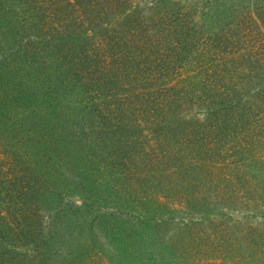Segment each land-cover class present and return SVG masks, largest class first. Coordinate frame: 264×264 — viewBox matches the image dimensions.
Masks as SVG:
<instances>
[{"label": "rangeland", "instance_id": "rangeland-1", "mask_svg": "<svg viewBox=\"0 0 264 264\" xmlns=\"http://www.w3.org/2000/svg\"><path fill=\"white\" fill-rule=\"evenodd\" d=\"M40 2L43 4L42 0H0V104L9 103L0 114L1 169L7 166L3 164L13 158L16 149H26L22 148L24 136L29 137L33 130V137L39 138L41 132L37 130L46 126L36 127L32 122L39 114L33 113V106L21 105L26 101L18 102L30 96L29 87L38 89L45 82L41 85L39 75L20 77L1 69L8 61L3 58L6 53L12 59L20 51L19 42L37 45L41 24L34 13ZM181 2L188 9L194 8L200 24L207 20L211 24L207 29L216 32L214 36L211 32L209 36L201 35L196 41L199 50L188 59L186 67L179 69V85L185 88L187 100L179 111L164 116L170 126L154 135L140 134L136 146L127 142L129 152L123 158L126 161L115 168L118 178L122 174V181L112 176L110 164L121 151L113 148L111 155L103 153L110 150L105 140L100 141L98 150L88 147L79 156L73 153V148L80 149L79 145L72 143L69 151L56 155L53 150L57 145L53 141L46 162L33 156L41 167L39 185L44 191L41 190L39 202L40 224L44 227L40 233L51 231L52 235L49 250L52 257L49 254L50 260L42 264H264V171L260 173L256 168L259 164L256 162L264 163V77H258L264 74V0ZM146 4L149 2L145 1ZM68 7L71 21L73 18L77 21L75 6ZM60 19L55 14L53 19L45 18L51 31L42 35L54 44L58 42L55 38ZM75 24L70 23L71 31ZM78 54L66 48L63 56L73 58L74 67L68 63L62 67L79 74ZM251 58L262 63L253 65ZM9 67L14 68L11 62ZM210 74L226 75L222 80L224 88H228L231 76L241 81L239 92L243 101L238 103L234 119L232 116L228 119V113L224 112L216 115L222 122L221 132L209 129L216 117L207 109V102H203V92L216 88L215 78ZM55 107L54 114L61 116ZM189 124L187 129L192 132L184 133ZM12 125L18 127V133L9 134L5 130ZM42 138L52 140L50 133ZM204 147L210 148L209 151L205 152ZM92 153L100 157L94 159ZM81 154L82 161L78 160ZM192 158H198V162ZM155 159H160L158 167L144 175L143 171H150ZM10 171L3 169L4 173ZM246 177H255L257 192L243 187L241 181ZM115 184L123 192L125 186L132 189L131 185L133 189L140 188L139 192H153L161 204L154 213L157 216L146 217L159 221L150 219L144 226L147 221L140 224L137 210L128 207L118 209L122 215L112 213V206L117 204ZM23 252L28 257L31 254L38 259L42 257L34 247Z\"/></svg>", "mask_w": 264, "mask_h": 264}, {"label": "trees", "instance_id": "trees-1", "mask_svg": "<svg viewBox=\"0 0 264 264\" xmlns=\"http://www.w3.org/2000/svg\"><path fill=\"white\" fill-rule=\"evenodd\" d=\"M145 1L149 4L145 5ZM145 1L42 0L43 4L40 2L34 13L41 24L38 25L39 39L35 34L37 45L32 42H19L21 49L16 52L14 58L11 59L12 56L7 53L3 57L8 59L6 66L1 68L6 70L3 73L8 72L20 77L27 74L35 77L39 75L41 85L45 82V85L39 86L38 89L29 87L30 96L27 95V99L24 96L18 99V102L26 101L21 105L33 106V113L39 114L33 120L35 122H32L36 123V127L44 124L46 126L37 130L41 132L39 138L33 137V130L28 139L24 136L21 140L22 148L26 149H16L13 158L3 164L7 166L0 168V175L5 177L0 176V195H3L0 197V264H38V261L42 264V261L46 263L50 260L49 254L52 257L49 252L51 231H46L44 235L40 233V229L44 228L40 224L39 216L41 190L43 191L39 178L42 171L39 173L40 166L34 162V155L40 156L41 162H46L48 148L54 141L57 146L53 152L56 155L69 151L71 145H79L80 149L73 148V153L79 156L83 149L88 147L90 150H98L102 144L100 141L105 140L110 150L103 153L111 155L113 148L121 151L115 158L116 162L113 159L110 164L114 171L112 176L116 181H122V174L118 178L115 168L126 161L123 158L129 152L127 142L136 146L141 138L140 134L148 132L154 135L168 128L170 124L164 116L185 106L182 102L187 98L185 99V88L179 85V69L186 67L188 59L199 50L196 41L201 39V35L209 36L208 33L211 32L214 36L216 31L207 29L208 25H211L207 20L200 24L199 14L193 7L188 9L183 6L181 0ZM68 6H75L73 12L78 14L77 21L74 18L71 21ZM54 14L62 19L58 24L56 44L42 35L44 31H51L45 23V18L53 19ZM70 23H78L72 25L73 31L70 29ZM65 43L69 46H65ZM78 43L82 45L77 46ZM66 48L79 52V74L74 73L72 68L62 67L65 63L74 67L73 58L63 56ZM197 61L199 63L201 59ZM250 61L253 65L262 63L258 58H251ZM10 62L13 70L9 67ZM204 65L203 72H206ZM46 70H51L52 73L49 74ZM225 76L210 74L211 78H215L213 82H216V88L203 92V102H207V109L216 117L215 121H211L209 129L212 127L218 132H221L223 127L216 115L224 112V115L228 113V119H234L235 109L239 108L238 103L243 101L239 92L242 88L241 81L231 76L228 88H224L225 81L222 83V80ZM258 77L263 78L264 74ZM44 102L46 104H43ZM5 103L6 106L0 104V114L4 113L9 105L8 102ZM54 107L59 109L61 116L54 114ZM108 113L119 118L114 120ZM238 116L241 117V114ZM190 125L184 128V133L192 132L191 128L187 129ZM16 129L18 127L12 125V128L10 126V129L5 130L9 134H15L18 133ZM47 133H50L52 140L42 138V135ZM92 138L94 140L90 141ZM141 146L143 144L136 148ZM204 149L208 152L207 149L210 148ZM92 155L94 159L100 157L99 154L96 157L95 153ZM82 158L83 154L78 160L82 161ZM194 160L198 162V158ZM159 163L160 159H155L150 166L151 170L143 171L144 175L153 173ZM256 163H259L257 170L264 171V163ZM3 169L11 171L4 173ZM254 178L246 177L241 182L243 187H251L257 192V182ZM140 181L141 178L139 183ZM131 187L133 189L132 185ZM114 189L117 204L112 206V213L122 215L118 209L128 207L137 210L140 224L147 221L143 223L144 226H147L150 219L153 222L159 221L146 217L157 216L154 213L158 212L161 204L153 192H139L140 188L132 190L127 186L123 192L116 184ZM31 247L40 252L41 259L36 258L34 254L28 257L23 252V249Z\"/></svg>", "mask_w": 264, "mask_h": 264}]
</instances>
